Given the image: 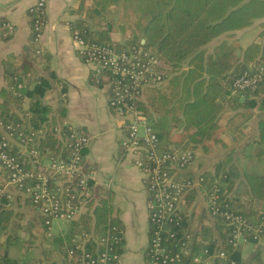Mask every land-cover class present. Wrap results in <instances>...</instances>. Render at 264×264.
Segmentation results:
<instances>
[{
  "label": "crops",
  "instance_id": "1",
  "mask_svg": "<svg viewBox=\"0 0 264 264\" xmlns=\"http://www.w3.org/2000/svg\"><path fill=\"white\" fill-rule=\"evenodd\" d=\"M37 1L0 0V24L10 21L15 26V32L0 41V113L3 106L9 107L11 113L29 121L38 106L32 107L35 100L25 96L24 92L27 87L34 88L41 77L48 80L50 87L40 98L41 105L46 107L47 116L55 120L63 119L65 125L73 124L91 136L90 145L85 150L84 170L95 173L92 180L93 198L95 201L100 196L109 198L115 221L124 230L121 264H147L146 252L151 232L148 194L134 156L122 146L129 132V119L120 116L110 105L109 72L100 65L86 62L73 38L74 27H82L89 31L91 39H100L101 31L107 30L111 41L125 44L126 33L121 26L124 24L125 1L110 2L107 9L103 10L101 0H47V26L40 43L42 52L36 53L33 19L29 9ZM223 43L235 46L237 62H241L244 51L250 45L264 47V17L256 19L251 26L213 39L204 47L205 56L213 55ZM257 65V62H252L250 66ZM188 68L189 61L176 74ZM12 70L21 78L17 89L11 88ZM167 84L168 80L147 89ZM8 90L21 97L20 103L5 98V91ZM237 94L240 103L248 100L247 95L231 92V95ZM254 98H257L255 107H232L231 103H225L217 121L215 135L218 141L208 149L201 145L196 150L195 162L186 171L196 178L203 173L225 168L232 176L231 196L246 207L264 209V199H252L246 179L249 172L264 174V154H258L262 147L259 142V124L264 119V93ZM143 100L148 104L146 95ZM151 114L147 118L156 132L164 133L161 139L163 145L176 146V143L182 142L183 130L173 128L171 117L158 116L152 111ZM157 122H163L165 126H157ZM56 129L59 131L60 125ZM0 133H6L1 126ZM9 139L14 150L27 162L29 156L26 148L19 144L17 138ZM0 188L5 194V209L11 213L7 228L0 229V243L6 242L7 245L11 237L30 232L35 236L36 244L42 245L47 227L43 215L28 195L9 182L8 174L1 167ZM199 203L195 226L200 228L203 222L214 226L215 219L207 213V203L202 194H199ZM203 214L206 218H202ZM71 229L72 223L64 235ZM44 251L41 249L40 255L34 259L37 263H60V255L54 252L45 255ZM260 252L264 259V237L259 242H250L242 247V257L247 263ZM212 262L213 258L206 260V264Z\"/></svg>",
  "mask_w": 264,
  "mask_h": 264
},
{
  "label": "trees",
  "instance_id": "2",
  "mask_svg": "<svg viewBox=\"0 0 264 264\" xmlns=\"http://www.w3.org/2000/svg\"><path fill=\"white\" fill-rule=\"evenodd\" d=\"M118 1L120 0H101L102 9L106 10L110 2ZM124 1V19H122L124 24L121 26L126 33L125 44L111 41L107 36V30L101 31L100 39H91L86 28H74L79 29L89 42L111 45L118 49L137 46L157 55L158 68L168 75V84L164 87L146 89L148 104L144 100L137 104L141 114L147 117L152 115V111L158 116L171 117L173 128L183 130L182 142L176 143V147L195 153L201 145L205 149L210 148L214 142L218 141L215 135L218 128L217 121L225 103H231L232 107H255L257 98L254 97L264 93V75L263 79L252 89L239 91L233 87L237 77L245 72H254L258 66L264 65V47L258 44L250 45L244 51L243 60L239 63L235 46L223 43L215 49L213 55L208 57L205 56L204 47L224 33L241 30L251 26L256 19L263 18L264 0ZM187 61H189L187 71L176 74ZM252 62H257L258 65L251 67ZM107 71L110 77V71ZM10 76L13 80L11 88L17 89L21 78L14 70ZM49 87L48 80L41 77L34 88L27 87L25 90V96L28 95L35 100L32 107L38 106L29 121L20 119L11 113L9 107L4 106L0 113V120L5 124L15 125L17 129L24 130L27 134L32 130L43 129V133L35 139L41 155L49 150L52 156H67L70 151L68 144L71 141V129L65 125L63 119L55 120L47 116L46 107L42 106L40 99ZM234 91L247 95L248 100L240 103L239 94L231 95ZM5 95V98L20 103L21 97L13 95L12 91H5ZM228 95L230 97L227 98ZM249 96L252 97L249 98ZM58 125H60V132L56 129ZM156 125L165 126L163 122H157ZM259 132V142L262 147L258 154L262 155L264 154V119L260 121ZM158 137L160 149L167 150L172 147L162 144L161 139L164 133H159ZM11 152L24 160L14 150L13 144ZM25 163L29 167L30 160L28 159ZM200 176L204 180L199 186L190 189L183 201L185 208L181 212L180 222L168 223L164 227V244L171 252L180 254L181 261L178 264H206V259L209 257L213 258L210 264H264L261 252L252 257L248 263L246 262L242 257V246H236L231 241L235 231L234 225L223 216H213L208 204L207 213L215 219L214 226L209 222H203L200 228L195 226L194 219L200 208L199 194L204 196L207 203L208 197L215 193L219 196L222 210L229 209L243 217L244 224L249 228L245 232L249 242H257L258 238L264 237V209L246 207L231 196L233 181L228 170L218 168L215 172L203 173ZM182 177L195 178L187 171L178 174V179ZM246 179L250 186L252 199L262 201L264 199V174L249 172L246 174ZM10 216V211H6L3 206L0 209V229L7 228ZM203 216L202 218H206L204 214ZM71 223L70 232L66 236L58 237L55 241L56 248L50 252V254L54 252L61 256L59 264L66 263L70 250L78 244H84L90 252L100 250L102 246L98 243V238L101 234H105L110 225L121 227L115 221L109 198L100 196L99 200L95 201L93 195L88 197L83 213ZM150 225L151 238L156 225L151 221ZM258 229L262 230L257 231ZM86 234H89V237H85ZM29 235L35 238L33 233L29 232ZM119 235L123 237V241L117 246L122 252L125 237L123 234ZM15 240H18V236L11 237L7 245L0 243V264H26L19 258L12 259L7 249L9 243ZM220 250L225 251V258L213 255ZM44 252L45 255H50L48 251ZM199 256L201 259L195 261V258ZM146 259L147 264H150L149 250L146 252Z\"/></svg>",
  "mask_w": 264,
  "mask_h": 264
},
{
  "label": "built area",
  "instance_id": "3",
  "mask_svg": "<svg viewBox=\"0 0 264 264\" xmlns=\"http://www.w3.org/2000/svg\"><path fill=\"white\" fill-rule=\"evenodd\" d=\"M29 12L33 19L36 53H41L40 43L47 26V0H38ZM14 32L15 26L12 22L4 21L0 24V40L9 38ZM73 38L86 62L110 71V105L120 116L129 119V132L122 146L134 156L135 165L143 174L148 194L149 220L156 225L148 246L150 264H178L181 261L180 254L171 252L164 244V227L168 223L180 222L187 193L194 186H199L204 178L198 176L194 179H178L180 172L193 165L196 153L176 146L167 150L160 149V140L153 124L141 114L137 105L139 101H143L148 87L160 85L169 77L159 70L157 55L142 47L118 49L111 45L89 42L76 28L73 30ZM263 75L264 65H260L256 71L245 72L237 77L233 87L239 91L252 89L263 79ZM0 126L6 131L5 134L0 133V167L8 174L9 182L29 196L43 215L45 225L50 227L54 220L71 223L79 217L93 191L92 180L95 173L84 170L85 150L90 145L91 136L67 123L66 126L71 129L69 154L55 157L49 150L41 155L36 146L35 139L43 133V129L32 130L27 134L2 120ZM9 137L17 138L19 144L26 148L29 167L19 155L11 152L12 142ZM207 204L213 216H223L234 225L235 231L231 240L234 245H239L241 237L247 240L245 232L249 228L244 224L241 215L229 209L222 210L219 196L215 193L208 197ZM4 205V190L1 188L0 209ZM259 230L262 229L257 231ZM119 234L124 236V230L118 225H110L105 234L97 239L102 246L100 250L90 252L84 244H78L70 250L64 264L72 261L74 264H121L122 252L117 245L122 243L123 237ZM85 237H89V234ZM255 238H258L257 234ZM213 255L226 257L222 250ZM200 259L201 256L196 257L195 261Z\"/></svg>",
  "mask_w": 264,
  "mask_h": 264
},
{
  "label": "rangeland",
  "instance_id": "4",
  "mask_svg": "<svg viewBox=\"0 0 264 264\" xmlns=\"http://www.w3.org/2000/svg\"><path fill=\"white\" fill-rule=\"evenodd\" d=\"M70 224H71L70 222L64 220H54L52 225L46 228V230H44V239L43 240L41 239L42 245L40 244L37 245L35 238L30 236L28 232L23 234L20 233L18 235V240H15L14 242H10L7 249H9V252L13 257L12 259L19 258L26 264H39L36 262L37 260L34 259L38 255H40V250L44 249L49 253L52 252V250H54V248H56L57 246L56 245L57 243L55 242L56 239L61 235L64 236V231L66 229L67 230L65 231V233L68 231ZM261 239L262 237L257 239V242H259ZM248 243H250L248 239L246 240L245 237H241L239 245L244 247V245ZM40 264H46V263H40Z\"/></svg>",
  "mask_w": 264,
  "mask_h": 264
}]
</instances>
